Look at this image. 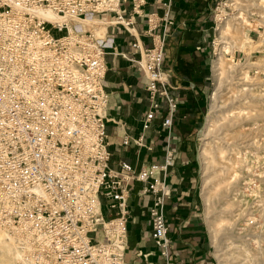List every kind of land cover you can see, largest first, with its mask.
<instances>
[{
	"label": "built area",
	"instance_id": "built-area-1",
	"mask_svg": "<svg viewBox=\"0 0 264 264\" xmlns=\"http://www.w3.org/2000/svg\"><path fill=\"white\" fill-rule=\"evenodd\" d=\"M146 4L0 0V230L13 238L24 264H126L127 223L133 210L129 199L135 183L141 184L138 197L151 196V237L170 264L166 179L176 155L173 118L178 103L168 93L172 70L163 64L174 21L172 0L162 3V15L146 13ZM113 18L120 21L111 23ZM136 19L144 25L149 46L127 28L135 29ZM96 22L106 24L103 37L96 36ZM115 26L135 39L134 61L146 80L149 101L140 136L123 135L122 144L131 141L152 150L144 134L165 113L162 161L138 170L125 161L110 163L106 125L113 121L123 129V123L108 116L105 56L126 57L110 35ZM212 29L218 30L215 18ZM215 42L213 37V54Z\"/></svg>",
	"mask_w": 264,
	"mask_h": 264
},
{
	"label": "crops",
	"instance_id": "crops-1",
	"mask_svg": "<svg viewBox=\"0 0 264 264\" xmlns=\"http://www.w3.org/2000/svg\"><path fill=\"white\" fill-rule=\"evenodd\" d=\"M166 0H147L146 13L162 15V3ZM216 0H172L170 17L174 25L166 37L163 68L172 70L169 76L168 93L177 100V111L173 118L176 149L173 166L168 168L167 185L169 194L165 200V219L171 240L170 264H215L210 251L206 228L198 211L197 197L199 183L196 163L191 150V136L202 120L207 103L206 81L208 52L205 46L207 33L212 29L210 8ZM125 16L129 5H124ZM141 19H136L137 39L144 46L150 39L143 31ZM114 44L126 57L107 54V72L104 88L108 94V116L123 123L117 128L113 121L107 122L110 163L116 166L120 161L130 163L135 169L144 164L160 163L163 158V137L161 127L162 111L145 132V141L152 144V150L135 146L131 141L123 145L122 136L130 139L141 134V119L149 101L145 91V78L134 61L138 52L131 47L134 37L121 26L110 29ZM160 102L162 101L159 98ZM140 183H135L130 191V212L127 223L126 264H165L159 255L148 224V206L151 196H137Z\"/></svg>",
	"mask_w": 264,
	"mask_h": 264
},
{
	"label": "rangeland",
	"instance_id": "rangeland-1",
	"mask_svg": "<svg viewBox=\"0 0 264 264\" xmlns=\"http://www.w3.org/2000/svg\"><path fill=\"white\" fill-rule=\"evenodd\" d=\"M216 2L210 8V11H212L210 13L212 26H214V18L216 19L218 27L222 24L221 20L224 21L226 19L225 21L231 22L229 24H231L232 26L234 24L236 25L234 26V28L236 27L237 31H235V29L233 28V32H235L234 34H238L237 36H239L238 30L240 28V25L238 24H240L241 20L239 17L242 15L245 18L244 24H247L248 27H245L244 30L247 31L248 39H252L251 42L253 43V46H257V42L263 40L261 46L259 48L256 47V49L254 50H250V53L245 51L243 48H235L232 53H224V58L228 64H238L239 66H244L245 64L250 62L252 63V66L249 69L243 70H246V80L251 85L238 86L236 84H233L235 82H242V80L238 79H242L243 76H235V79L234 76H230L228 78L232 80V82H230V84L228 83V85H225L223 96L221 99L223 113L222 115H220V117H223L224 119L219 118L218 121V124L223 122V128H225L222 130V136H224L230 143V129L228 127H225V124L228 122V120L230 121V117H232L233 115L237 116L239 114L238 116L241 115L243 117L248 115L251 118L253 117V115L256 116L260 113L262 114V116L256 119V121L251 120L250 118H247V120L245 119L243 122V127L240 130L238 129L240 133L242 132L244 136H246L245 142H238V140L235 139L233 143L236 144V148L234 147V150L232 151L233 154L231 155L230 151L224 149L223 155L220 158V163L218 162V165L217 163H215L216 167H220V169H216L214 175L218 174L219 183H221L219 185L223 186V188H226V199H230V206L228 208L229 210L227 211L229 217L226 219L223 214H220V204L216 200L214 193H212V196L210 197V206L205 204L201 194L202 164L200 151L203 148V142L199 136V131L204 127L206 113L210 104V95L214 88L215 77L213 76V64L217 59L218 53L220 52L222 46L224 45V39L221 40V35L224 36V33H222L219 29L215 32L213 29H210V33H207V35L205 36L206 50L207 52L209 51V58L206 60V63L208 65V75L206 81L207 83L205 85L208 94L207 103L205 111L202 114V120L199 123L197 130L191 135L193 136L191 141V150L193 152L196 163L195 167L197 170L199 183V194L197 197L198 211L208 234L210 251L214 258L215 264L220 263L218 262V258H216L215 256V246L211 235L212 230H218V233L216 232V235L218 237H223L225 232L227 231L226 227L229 226L228 220L230 222V227L232 228L233 220L236 219H238V221L235 222V232L237 235H239V233L244 234L247 231L251 234L260 235L261 248L259 250L256 247L257 239L255 237V239H253L254 242L252 241L250 246H248L250 247L252 254L255 256V259H252L249 262L250 264H256L255 262L258 261L259 263L257 264H264V104H256L254 106L249 105L248 107V103L250 102L244 104L247 99H244V101L239 100V97L242 94L239 89L242 87H248L250 90H252L251 92L253 94L262 96L264 99V0H216ZM213 37L216 38V49L214 54L211 47V40L213 39ZM228 157L230 158L229 160H227ZM230 165H232L234 170L232 176H234L235 174L233 185L231 186L229 178L230 171L225 168L226 166L228 167ZM222 168H225V170H223ZM222 170L224 171V173H222ZM225 174L227 176H224ZM207 207L212 210L211 218L215 216L218 218V220L214 222V225L209 224L207 221ZM231 216L234 217L231 218ZM5 234L6 233L4 231L0 230V235L5 236ZM247 238L248 236L246 237V239ZM229 241L230 240L227 238L224 239V242ZM1 253H3L2 250L0 251V264H6L7 261V264L10 262L11 264H22L20 263L21 261H19V259L15 260L13 258L9 262V256H5V253ZM3 257L5 259L7 257L8 259L5 260Z\"/></svg>",
	"mask_w": 264,
	"mask_h": 264
},
{
	"label": "bare ground",
	"instance_id": "bare-ground-1",
	"mask_svg": "<svg viewBox=\"0 0 264 264\" xmlns=\"http://www.w3.org/2000/svg\"><path fill=\"white\" fill-rule=\"evenodd\" d=\"M47 18H51L49 14L45 15ZM240 20V28L238 30L239 36L234 34L233 30H236L235 24L232 26L231 22L228 21H223L221 20V25L218 27V29L224 33V36L221 35V40L224 39L223 43L224 45L222 46L220 52L218 53L217 59L214 61L213 64V70H214V88L213 91L210 95V104L208 111L206 113L205 117V123L204 127L199 131V136L202 139V150L200 151V157H201V164H202V198L203 201L205 202L206 205L210 206L209 201H211L210 197L212 196V193H214V196L216 197V200L220 204V214L224 215V217L227 219L229 217L228 208L230 206V199H226L227 196L225 195V190L226 188L223 186H220L219 184V177L218 174L214 175L216 172V169H220V167H216L220 163V158L223 155L224 149L227 151H230V154L232 155V151L234 150V147L236 146L233 141L236 139L242 142H245V137L244 134L240 130L243 127V122L247 118H250V116H235L233 115L230 117V121L225 124V127H228L230 129V143L228 140L222 136V130L225 129L223 128V122L218 124L220 115H222L223 111V106H222V96H223V91L225 88V85L230 84L232 80L228 79L230 76H243L242 82L240 83H233L238 86H244V85H251L250 83L247 82L246 80V70L243 71L244 69H249L252 66V63H247L244 66L241 65L239 66L238 64H228L224 58V53H232L235 48H243L245 51L249 52L250 50H254L259 48L261 46V43L263 40L257 42V46H253V43L251 42L252 39H248L247 37V31H245V27H247V24L245 23V18L241 15L239 17ZM118 20L117 18H113L111 23H117ZM96 28H95V33L97 37H103L104 32L106 30V24L101 23V22H96ZM238 27V26H237ZM129 31L132 33V35L137 36V32L135 29L131 27H127ZM234 28V29H233ZM248 28V27H247ZM238 29V28H237ZM230 34V37H229ZM264 44V43H263ZM255 47V48H254ZM250 53V52H249ZM239 67V69H238ZM236 87V86H235ZM237 88V87H236ZM239 91L242 92V94L239 97L240 101H244V99H247L245 103H248L249 105L254 106L256 104H264V99L262 96H258L253 94L248 87L247 88H240ZM252 108V107H251ZM245 114V113H244ZM262 114H258L256 116L253 115L251 117V120H255L260 118ZM224 119V118H223ZM221 121V120H220ZM254 123V122H253ZM256 123V122H255ZM247 139V138H246ZM240 142V143H242ZM236 148V147H235ZM230 158L228 157L227 160ZM219 162V163H218ZM227 165V164H226ZM224 166V165H223ZM226 169L230 171V186L233 185V179L235 178L232 176L234 173L232 165L226 166ZM225 168L223 170H225ZM222 170V171H223ZM227 171V170H226ZM218 172V171H217ZM224 173V171L222 172ZM227 173V172H226ZM224 176H227L226 174ZM222 177V176H221ZM220 177V178H221ZM226 178V177H224ZM232 178V179H231ZM229 180V179H228ZM223 185V184H222ZM212 210H210L209 207L206 208V218L209 224L214 225V222L218 220V218L215 216L211 218ZM234 216H231V218ZM221 218V216H220ZM238 219L233 220L232 228L230 227V222L228 220L229 226L226 227L227 231L225 232L223 237H218L216 234L218 233V230L214 229L212 230V240L215 246V256L218 258V262L220 264H250V260H254L255 256L252 254V251L250 250V244L252 243L253 239H257V249L259 250L261 248L260 243H261V238L260 235L257 234H251L248 231L244 234L239 233V235L236 234L235 232V222H237ZM227 224V225H228ZM216 230V231H215ZM234 231V232H233ZM217 232V233H216ZM254 235V236H253ZM248 238L246 239V237ZM255 237V238H254ZM227 238L230 241L229 242H224V239ZM254 242V241H253ZM0 249L5 253L4 255L9 256V262L13 259L18 260L19 259V252L16 246L15 241L13 240L12 237L9 235L5 234V236L0 235ZM0 250V251H1ZM1 253V254H3ZM3 255V256H4ZM7 256V257H8ZM6 257L5 260L8 258ZM230 257V258H229ZM1 258V256H0ZM2 261V260H1ZM8 262V261H7ZM6 262V264H7ZM2 263V262H1ZM22 263V262H21ZM256 264L259 263L258 261L255 262ZM8 264H11L8 263ZM24 264V263H22Z\"/></svg>",
	"mask_w": 264,
	"mask_h": 264
},
{
	"label": "trees",
	"instance_id": "trees-1",
	"mask_svg": "<svg viewBox=\"0 0 264 264\" xmlns=\"http://www.w3.org/2000/svg\"><path fill=\"white\" fill-rule=\"evenodd\" d=\"M172 7V6H171ZM170 12H171V9H170Z\"/></svg>",
	"mask_w": 264,
	"mask_h": 264
}]
</instances>
